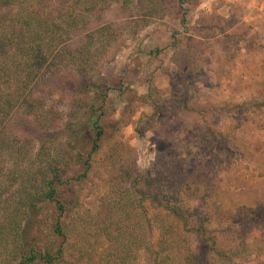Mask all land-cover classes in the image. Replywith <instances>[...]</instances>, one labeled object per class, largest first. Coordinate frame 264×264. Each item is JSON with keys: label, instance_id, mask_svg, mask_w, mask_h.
<instances>
[{"label": "rangeland", "instance_id": "374dc122", "mask_svg": "<svg viewBox=\"0 0 264 264\" xmlns=\"http://www.w3.org/2000/svg\"><path fill=\"white\" fill-rule=\"evenodd\" d=\"M77 2L83 18L67 45L89 50L88 62L36 89L43 119L18 108L3 115L0 132L18 137L27 158L4 154L2 179L31 177L60 156L73 242L95 236L90 245L109 248L100 230L112 224L115 236L137 235V264H155L163 242L158 264H264V0H50V10L57 18ZM99 73L109 80L105 103L90 98ZM0 75L3 98L17 80ZM92 103L105 134L91 159ZM15 188L0 192V226ZM165 197L185 225L181 217L169 228ZM56 216L47 207L25 229L46 244ZM13 244L0 245V264L12 261Z\"/></svg>", "mask_w": 264, "mask_h": 264}, {"label": "trees", "instance_id": "16d2710c", "mask_svg": "<svg viewBox=\"0 0 264 264\" xmlns=\"http://www.w3.org/2000/svg\"><path fill=\"white\" fill-rule=\"evenodd\" d=\"M75 5L73 9L64 8V12L60 10L57 19L51 12L52 9L50 10L52 7L50 0H0V74L3 73L10 79L17 80L16 91L9 96L2 98L0 89V121L5 119L3 115L11 113L16 108L22 112L25 111L26 115L43 119L41 113L45 111L44 101L35 100L36 89L47 83L49 79L60 77V73L67 68L68 64L73 63L80 68L83 62H88L86 55L90 52L89 50L88 52L86 48H82L73 52L67 45L71 39V31L74 28L78 29L76 27L83 18V12H79V2ZM105 30L107 32L104 37L110 33V28ZM3 57H8L10 61L2 62ZM0 79H2L1 75ZM108 83L109 80L99 73L96 81L90 84V93L95 91L90 97L93 103L100 99L103 103L106 102L107 95L101 88L106 87ZM82 89L83 87L80 86L75 93L86 100L89 94L82 93ZM97 92L100 93L99 97L96 96ZM93 103L88 106L90 114L88 121L85 122L87 129L93 134L92 149L88 155L91 159L92 155L100 150V142L105 134L101 125L103 113L96 116L102 106L95 107ZM27 120L28 118L22 124L31 125ZM4 135V132H0V192L7 190L11 184L13 187L18 186L7 201L8 204L12 202L10 212L5 217L6 222L0 226L1 247L8 248L11 241L14 243L13 250L9 253L12 261L8 264H66L69 258L74 259L75 264H137L136 249L139 245L137 235L133 231L115 236L112 224L102 228L100 235L104 236L105 241L111 243L109 248L104 246L100 249L98 246L90 245L91 238L95 239V236H90L88 240H85L87 238L83 236L76 237L77 240L74 242L71 240L66 231L69 212L64 200L61 199L60 192V187L64 185L60 173L61 166L58 163L60 156L45 158L44 160L50 163L45 167L49 166L42 170L43 167L40 165L36 170L37 173L31 177H28L29 173L24 171L19 178H13L12 174H9L7 180L2 179L4 154L9 155V151H16L20 156L18 162L21 159L26 161L27 158L25 146H18L22 141L18 137L8 139ZM43 151L41 148L38 158L42 157ZM90 158L83 161L89 169ZM135 184H137L136 181ZM150 186L153 187L154 183ZM131 188L138 189L134 187V184ZM166 199L165 197L162 200L165 206L164 215L174 219L169 226L172 228L178 225L177 222L181 220L183 210L170 208ZM0 201H2L1 196ZM47 207H53L57 216L51 225L50 238L48 237L46 244H42L41 237L30 236V232L25 228L29 221L41 224V221L33 222L34 216L38 217ZM182 223L185 225L187 219L182 217ZM23 224H25L24 227ZM202 229L205 231L203 227ZM175 235L176 232L169 236L165 235L164 239L175 237ZM116 242L120 244L116 245ZM85 243H88L90 250L83 247ZM164 243L152 253L155 264H158L164 255ZM147 248L151 251L152 244L148 243Z\"/></svg>", "mask_w": 264, "mask_h": 264}]
</instances>
